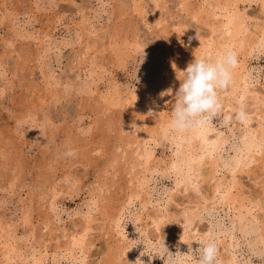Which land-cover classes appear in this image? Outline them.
I'll use <instances>...</instances> for the list:
<instances>
[{"label":"rangeland","instance_id":"374dc122","mask_svg":"<svg viewBox=\"0 0 264 264\" xmlns=\"http://www.w3.org/2000/svg\"><path fill=\"white\" fill-rule=\"evenodd\" d=\"M209 1L0 0V253L6 239L15 243L13 264H30L32 254L42 256L43 264H101L106 246L118 243L126 250L122 264H171L173 258L160 252L157 235L165 236L184 207L197 213V201L204 209L186 229L192 243L185 249L173 246L172 233L164 240L169 252L187 254L202 241H216L217 234L218 252L224 253L218 242L230 244L233 263L264 264V247L250 250L253 234L242 238L230 230L232 212L216 200L212 205L213 180L194 182L191 177L192 184L182 192L166 170L175 147L157 123L170 121L175 91L160 82L166 70L186 68L199 41L219 39V33L211 36L210 26H217L220 17H210L208 25L199 19ZM261 1L237 2L247 34L264 26ZM240 59L247 98L237 103L243 104L245 121L237 119L238 104L227 102V88L219 92L222 110L206 125L210 136L224 138L211 154L223 164L234 156L240 133L256 126L250 97L264 98V40ZM134 94L138 98L130 101ZM257 112H264V106ZM69 149L77 155L66 157ZM142 151L150 155L154 171L145 173L139 198L128 201L135 183L129 179L141 170L130 157ZM200 162L204 175L209 157ZM255 166L251 162L236 174L245 192L256 188L246 173ZM215 174L214 180L229 177L225 168ZM152 214L168 215L158 231L149 220ZM86 220L92 222L82 234ZM207 230L210 237L202 240L199 233ZM81 238L85 251L76 246L65 250Z\"/></svg>","mask_w":264,"mask_h":264},{"label":"bare ground","instance_id":"6f19581e","mask_svg":"<svg viewBox=\"0 0 264 264\" xmlns=\"http://www.w3.org/2000/svg\"><path fill=\"white\" fill-rule=\"evenodd\" d=\"M158 1H163V0H157V2ZM239 1L240 0H211L208 2V7H207L206 12L205 11L200 12L199 19L203 20L204 23L207 25L210 23L209 21L210 17H214L216 15L220 17V19L216 21L217 26H214L210 23L211 24L210 26L211 36L216 33H219L220 36L218 40H213L212 37H210L209 40L207 41H199L200 43H198V47H195L196 46L195 45L194 46L195 48L193 49V54L196 55V58H199V57H202L204 55H208L211 53L213 54L211 60L216 61V60H219L225 52L233 51L236 54L237 61L239 60L241 61L242 59L240 58L247 57L256 47H258L262 43V41L264 40L263 39L264 26H262V28H260L259 30H256V32L247 34L245 16L243 15V13L239 12V10L237 9V2ZM261 7L262 8L264 7V0L261 1ZM187 8L185 7V9ZM222 11H223V14H222ZM202 12L206 13V14L204 13L206 17L201 15ZM198 15H199V12L197 13V16ZM195 17H196V13L191 14V18H195ZM82 38H84V36ZM79 52L81 53V51ZM193 59H189L190 62ZM244 60L245 59H243V61ZM166 71H167L166 76H165L166 78L164 82L161 81L160 83L170 87L171 91L178 90L180 86V81L178 80L180 78L179 75H176L177 73H174L173 70L171 71L166 70ZM231 71H232V82L228 86L227 98L229 100L227 99V102L235 101L237 103L241 99L247 98L246 97L247 90L245 87V82L242 79L243 78L242 77L243 67L237 63V66ZM137 98H138V95L134 94L129 97V100L135 101ZM250 98L252 100V104L254 106V111L256 115V119H255L256 126L254 128L247 127L240 133L238 137L239 143H238L237 150L234 152V156L231 158V160L228 163L223 164L222 162L217 161L218 159L217 160L211 159V154L214 152L216 153L218 149L222 147L224 143V138H221L219 134L210 136L209 135L210 130L206 126H204L194 131H188L182 134L176 133V132H169L168 138L170 139V144L174 145L175 148L169 158L168 163L166 164V170H168L169 173L171 172L173 174V177H174L173 187L178 188L182 186V192H186V190L189 189L188 188L189 185L192 184L191 177L194 179V182H197L199 178L202 179L203 181L206 179H208V181L213 180L214 183L211 187L212 205L214 206V203L216 200L218 203H221L224 207H226L228 211L230 210L232 212L231 214L232 217L230 218V220H227L229 221V224L232 226L230 230L234 231L235 229L236 231L240 233V236L242 238H245L249 234H253L254 240H253L252 245H250V250H252L253 248L257 247L258 244L264 247V112H257L259 105L264 106V98L263 97L258 98L255 93L252 94ZM117 102L119 103L118 100L116 101V103ZM227 102L224 103L223 105L226 106ZM173 104H174V101H173ZM242 105L238 104V108L241 109ZM243 121L245 120H242V122ZM168 123L169 122H166V121H163V122L160 121L157 124L160 125L159 128L163 130L167 127ZM144 145L142 144L143 148H144ZM149 156L150 155H148L146 151H142L141 153H138L136 157H130V158H133L132 160L136 164L135 166H141V170L137 172V174L141 176L137 177L138 175L136 174L135 176L129 179V183L131 182L132 183L135 182V183H133L132 189L130 187L131 189L129 190L130 194L127 195L128 201H130L132 197L139 198L138 195L140 192H143L142 191L144 188L143 184L145 183V179L147 178V176H145V173L154 171L152 169H149V166L151 164ZM205 156L209 157V164H208L209 171L206 174L201 175V172H199L200 166H201L200 160L205 158ZM251 162H255L256 166L252 170L246 171V173L248 177H250L253 181L252 187H256V188L255 190L246 189V192H245V187L236 178L237 177L236 174L243 172V169ZM217 168L227 169L229 172V177L223 179L224 177L223 176L220 179L216 178V180H214V178L216 177V176L214 177V175H216L215 172ZM170 195L172 196V194ZM167 199H169V196ZM93 204H95V202H93ZM189 207L191 206L189 205ZM195 207L197 208V209L195 208L197 213H195V211L192 212L191 211L192 208L184 207L182 211L180 210L179 214H180L181 219H179V221L173 220L175 222H172L173 224L172 227L165 228L166 230H165L164 237L160 235L158 237L157 235L158 240L161 241V240L168 239V237L171 238L169 235L173 233L174 239L170 241L173 244V246H178V248L180 246H183V248L188 247L192 243L193 237L187 234L186 229L193 226L192 225L193 218L197 216L196 214H199L198 212L200 210L204 209L203 206H200V201H197ZM117 208L115 207L113 209L114 210L113 215L118 212V210L116 211ZM121 208L119 210H121ZM122 213L123 212H121V214ZM154 213L156 214L157 212H154ZM155 214H152V215L154 216ZM152 215H151V219L149 220H152L150 222L153 225H155V228L158 231L160 230L159 226L162 225L161 224L162 220L166 218V216L168 215L165 214V216L161 215L159 217H157V215L153 217ZM117 216H118V213H117ZM147 217H148V214H147ZM102 220L104 219L102 218ZM91 222H92L91 220H86L84 222L83 230H81L83 231L82 234L87 233L89 229V224ZM151 223H149L150 226L152 225ZM144 225H147V224L145 223ZM116 226L117 225H115L114 228H116ZM52 231L54 230L50 229L48 232L52 233ZM210 234H211V230H207L205 233H202V234L199 233V237L202 240H206V238L210 237ZM52 238L54 240L55 239L58 240V238L56 237L55 238L52 237ZM6 240L7 241L2 243L1 250L3 251H1L0 253V255L2 256V260L0 264H13L14 256H15V248L13 245L15 243L12 245L9 239H6ZM215 240L218 241L217 234H215ZM164 243L166 242L164 241ZM218 243L219 245H221V249L224 250V253H220V251L218 252V256H217L218 264H235L233 263L232 256H230V250H229L230 244H225L223 242H218ZM118 244L114 246L112 245L106 246L107 247V249H105L106 252L104 251L105 259L102 262H100L101 264H122L121 258L125 254L126 250H124V248ZM71 246L72 248L76 246V248H78L79 251L86 250V247H85L86 244L84 246L83 238L73 239V241L69 243V246L66 245L65 250H67L68 247H71ZM58 250H60V247L57 246L56 251ZM30 257L32 260L31 263L29 262L30 264H43L45 262L42 256L36 257V256H33L32 254ZM25 261H26V258H25ZM175 264H182V261L176 260Z\"/></svg>","mask_w":264,"mask_h":264},{"label":"clouds","instance_id":"9594fccd","mask_svg":"<svg viewBox=\"0 0 264 264\" xmlns=\"http://www.w3.org/2000/svg\"><path fill=\"white\" fill-rule=\"evenodd\" d=\"M237 63L236 54L233 51H227L216 61L194 57L185 69L177 70L180 86L175 91L171 118L162 131L163 138L167 139L169 132L182 134L202 128L222 110L219 92L227 89L232 82L231 70L237 66ZM172 67L176 69L175 62H172ZM237 119H246V113L242 108L237 111ZM64 155L75 157L77 153L69 149ZM159 249L163 256L173 258L172 264H175L174 258L177 256L187 258L182 264H189V262L190 264H218V248L212 239L202 241L195 250L189 247L187 254L177 252L173 255L169 252L164 240L160 242ZM139 264H141L140 261Z\"/></svg>","mask_w":264,"mask_h":264}]
</instances>
